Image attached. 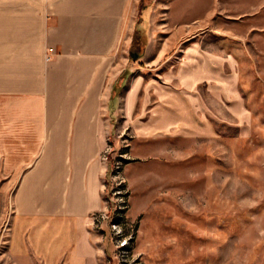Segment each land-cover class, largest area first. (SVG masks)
Listing matches in <instances>:
<instances>
[{
  "label": "rangeland",
  "instance_id": "obj_1",
  "mask_svg": "<svg viewBox=\"0 0 264 264\" xmlns=\"http://www.w3.org/2000/svg\"><path fill=\"white\" fill-rule=\"evenodd\" d=\"M128 2L99 107L94 264H264V0ZM176 94L183 124L153 119ZM9 204L0 189V264H19Z\"/></svg>",
  "mask_w": 264,
  "mask_h": 264
},
{
  "label": "crops",
  "instance_id": "obj_2",
  "mask_svg": "<svg viewBox=\"0 0 264 264\" xmlns=\"http://www.w3.org/2000/svg\"><path fill=\"white\" fill-rule=\"evenodd\" d=\"M128 1L0 0V189L19 264L95 263L99 107ZM174 98L153 119L183 124L187 99Z\"/></svg>",
  "mask_w": 264,
  "mask_h": 264
},
{
  "label": "trees",
  "instance_id": "obj_3",
  "mask_svg": "<svg viewBox=\"0 0 264 264\" xmlns=\"http://www.w3.org/2000/svg\"><path fill=\"white\" fill-rule=\"evenodd\" d=\"M141 4H142V1L139 2V5H140V6H141Z\"/></svg>",
  "mask_w": 264,
  "mask_h": 264
}]
</instances>
